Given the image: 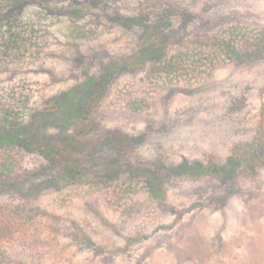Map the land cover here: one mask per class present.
I'll use <instances>...</instances> for the list:
<instances>
[{
	"label": "rangeland",
	"instance_id": "obj_1",
	"mask_svg": "<svg viewBox=\"0 0 264 264\" xmlns=\"http://www.w3.org/2000/svg\"><path fill=\"white\" fill-rule=\"evenodd\" d=\"M172 7L171 47L217 32L226 38L228 25L264 40V0H31L21 10L38 20L49 14L53 54L44 60L55 75H67L66 89L90 77L105 82L83 137L89 143L81 178L91 182L62 181L30 153L22 167L41 172L30 179L32 194L0 195L15 251L29 246L39 264H264V150L250 154L264 144V46L260 54L250 49L232 63L207 67L208 79L194 85L202 66L180 68L172 84L159 87L166 54L145 67L109 71L126 58L138 64L159 37L152 29L146 39L151 21ZM183 9L194 14L191 20L180 15ZM55 123L47 126L58 143L67 129ZM124 134V143L108 144ZM8 155L0 152L2 170ZM122 162L125 173L108 177ZM197 165L203 170L192 172ZM136 166L162 168L157 194L141 187L144 178L126 180ZM134 202L144 203L138 212L130 210Z\"/></svg>",
	"mask_w": 264,
	"mask_h": 264
},
{
	"label": "trees",
	"instance_id": "obj_2",
	"mask_svg": "<svg viewBox=\"0 0 264 264\" xmlns=\"http://www.w3.org/2000/svg\"><path fill=\"white\" fill-rule=\"evenodd\" d=\"M30 1L0 0V152L7 155L9 152L10 160L5 169L2 170L0 165V195L8 192L14 197L24 193L31 195L35 182H30V179L36 178L41 173L38 169L33 170L31 166H28L30 169L22 167V163H25L22 156L30 153H37L46 160L48 169L54 170L62 181L65 176L69 182H91L89 179L81 178L85 169L84 158L87 155L85 149L89 143L83 141V137L88 123L86 121L88 117L90 119L97 101L102 97L105 82V77H90L81 88L77 85L66 89L67 86L62 83L67 81V75L63 73L55 75L53 63L44 60V57L53 54V34L50 33V26L53 23L44 16V14L49 15L48 13H39L42 19L38 20L32 12L21 11ZM165 9L160 10L163 13L160 19L157 18V21L150 23L152 27L146 39H150L152 29H159V37L156 36L155 41L149 42L150 45L144 48L143 54L136 61L138 64L126 58L124 61L113 62L109 66V71L145 67L148 65L146 62L160 59L166 54L163 65L159 66V87L172 84L171 79L175 78L173 73L177 74L180 68L186 71L193 66V70L197 71V67L202 66L204 75L196 74L192 82L194 85L208 79L211 73L207 67L213 68L218 61L223 64L232 63L234 57H241L244 51L250 49H253L249 52L251 55L262 52L264 40L251 37L247 31L239 29L236 25L225 27L228 35L226 38H221L217 32L205 39L179 40L176 46L171 47L168 43V33L173 31L176 12L173 13L175 10L173 7ZM189 13L183 9L180 15L191 20L194 14ZM153 15L156 13L154 12ZM80 33L81 30H78L73 35L74 38L81 37ZM239 48V53H235ZM37 73H44L46 76L44 79L34 78L33 74ZM48 86H52V91L45 92ZM118 89L123 92L119 87ZM130 104L128 100L127 106ZM50 122H57L55 124L58 126L62 124V133L67 129L66 133L60 136L61 142L54 143L50 139L47 126ZM92 126L88 131L96 129ZM69 127H74V131H69ZM126 138L124 134L117 140L110 139L108 144L112 146L122 144ZM259 147L260 150L257 147L251 148L252 157L256 152L258 155V152L264 150V144ZM13 153L19 156L21 167L16 165ZM117 167L118 170L115 169L116 167L109 169L108 177L114 179L120 173H125L124 162ZM189 168L192 172L200 173L203 170L198 165ZM128 172L126 180L141 182V178H144L141 187L152 196L157 194L164 176L162 168L136 166ZM178 172H183L182 167L179 166ZM141 174L143 177H140ZM120 179H118L119 183ZM39 182L42 186L44 180ZM135 202L132 207L130 206V210L136 212L144 203L135 204ZM13 228V222L5 213L1 214L0 264H39L34 252L28 251L29 246L19 251L14 250L17 239L10 234Z\"/></svg>",
	"mask_w": 264,
	"mask_h": 264
}]
</instances>
